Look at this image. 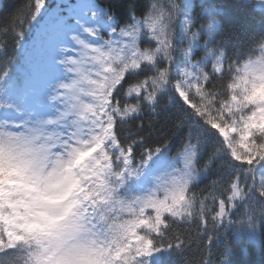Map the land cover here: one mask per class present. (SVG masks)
Listing matches in <instances>:
<instances>
[{
    "label": "trees",
    "instance_id": "1",
    "mask_svg": "<svg viewBox=\"0 0 264 264\" xmlns=\"http://www.w3.org/2000/svg\"><path fill=\"white\" fill-rule=\"evenodd\" d=\"M46 2L52 5V0ZM97 2L107 11L117 0ZM128 2L136 6L135 19L120 22L112 30L116 33L114 36L102 32L106 59L102 63L101 58L95 61L103 68L105 88L110 91L115 150L129 154L133 168L143 167L150 159V188L138 191L130 184L119 187L114 178L121 173L123 161L117 151H107L110 167L104 177V187L108 196L102 200L93 197L95 204L87 208L92 218L89 227L95 226L92 227L93 239L101 251L106 249L101 242L104 236L113 241L114 250L124 251L128 223L136 224L134 235L138 229L148 235L159 233L166 218L168 230L156 237V243L166 247L177 243L175 237L179 236L184 246L174 250L176 264H264V214L259 197L251 191V179L245 182L248 170L240 171L230 181L221 172V177H225L223 183H217L220 177L207 173L208 168L219 170V164L212 163L216 151L227 150L234 154L237 164L264 153V33L260 31L264 3L212 0L219 6L223 19L217 17L216 23L225 26V35L216 37L217 45H209L206 52L193 56L192 34H199L201 27L206 30L207 24L200 20L191 31H184L187 25L180 14L182 0ZM203 2L193 0L196 6L193 19ZM26 3L28 0H2L0 15L6 16L8 11ZM241 3L246 9L236 13L241 23H226L234 16V6ZM156 18L159 24L149 27ZM214 36L205 32L201 46ZM181 37L184 43H177ZM225 39L230 42L231 50L222 46ZM0 47L9 52L13 47L12 27L4 23H0ZM86 56L90 64L94 57ZM85 68L79 66L77 71L84 77L85 91L89 92L92 83ZM129 87L138 89L135 95L143 93L144 98L129 100ZM176 93L183 98L184 105L190 103L191 119L183 105L173 103ZM47 110L46 107L37 117L43 123L37 124L34 131H24L18 125L11 129L22 132L28 140L26 147L38 154L42 177L47 168L45 135L49 123L56 119L55 114H47ZM133 111L140 113L137 119H129ZM198 120L203 123L198 125ZM197 127L201 133L206 130L208 135L193 132L191 144L205 159L199 164L193 163L189 171L184 168L182 154L188 144L189 129ZM230 127L231 140L227 146L220 132ZM3 131L6 129L0 128V132ZM213 135L215 140H209ZM132 144L135 147H131ZM205 144L207 148L203 147ZM8 174L20 178L14 169L0 162V178ZM202 175L207 177L204 182H200ZM255 179L257 191L264 190V180L259 175ZM221 202H225L226 212L217 217L213 209ZM236 204L244 205L243 213L234 210ZM205 215L206 229L197 226V221ZM102 216L106 217L105 223L100 221ZM19 254L23 264L27 250ZM116 257L121 260L120 256ZM99 259L107 264L105 255ZM123 260L132 264L126 254Z\"/></svg>",
    "mask_w": 264,
    "mask_h": 264
},
{
    "label": "snow or ice",
    "instance_id": "2",
    "mask_svg": "<svg viewBox=\"0 0 264 264\" xmlns=\"http://www.w3.org/2000/svg\"><path fill=\"white\" fill-rule=\"evenodd\" d=\"M257 2L264 3V0ZM195 7L193 0H182L180 14L187 25L184 31H191L200 20L207 24L206 30L201 27L199 34H192L195 45L192 55L199 56L208 50L209 45H217L216 37L225 35V26L216 23L217 17H223L219 6L212 0H204L193 19ZM136 10V6L128 0H117L113 8L107 11L92 3L81 4L79 0L77 3L61 0L55 6L46 0H28L23 6L15 7L14 11H8V15H0V23L12 27L13 40L11 52L0 47V128L6 129L0 132V162L6 168L14 169L21 178L16 188L6 190L0 202V264H21L19 253L23 250H27L23 264H102L99 259L101 255L110 257L107 264H122V261L127 264L123 260L125 254L132 264H176L174 250L184 246L179 236L175 237L177 243H169L166 247L156 243V237L168 230L166 218L159 233L145 235L138 229L132 243L124 247V251L115 249V255L120 256L121 260L111 259V250L101 251L93 239L92 227L95 226L89 227L92 218L85 205L76 200L64 201L53 194L47 177H42L38 154L26 147L28 140L22 132L11 131L18 125L20 129L32 132L37 124L43 123L37 117L47 105L56 102L57 93L68 85L69 77L79 64L74 50L84 46L86 36L101 32L116 35L112 30L126 18L134 20ZM245 10L244 3L234 6V16L226 23L240 24L236 13ZM260 16V31L264 33V13ZM157 24L158 18L149 27H156ZM205 32L210 36L214 33L215 36L201 46ZM177 43H184L183 38ZM222 46L231 50L230 42L226 39ZM127 91L129 100L144 98L143 93L135 95L139 91L136 88L129 87ZM176 102L184 106L185 113L191 119L190 103L184 105L179 93L173 97V103ZM139 116L140 113L133 111L129 119ZM21 120L22 124L19 123ZM197 123L203 122L198 120ZM193 132L208 135L206 130L201 133L199 127L189 129L188 144L182 154L184 168L189 171L193 163L199 164L205 159L204 154H198L197 147L191 144ZM209 140L214 141L215 135L209 136ZM131 147H135V144ZM203 147L207 148L208 145ZM236 160L237 156L227 150L216 151L212 163L219 164V170L208 168V176L220 177L217 183H223L225 177H221V172L230 181L240 171L248 170L245 182L251 179V191L259 197L264 214V190L257 191L255 179L259 175L264 180V174H261L264 171V153L240 164ZM206 178L202 175L200 182ZM212 186L215 187V183ZM234 210L243 213L244 205L236 204ZM213 211L217 217H221L226 212V206L218 204ZM207 223L205 215L197 221V226L206 229ZM138 238L146 243L138 245ZM208 243L211 245V240Z\"/></svg>",
    "mask_w": 264,
    "mask_h": 264
},
{
    "label": "rangeland",
    "instance_id": "3",
    "mask_svg": "<svg viewBox=\"0 0 264 264\" xmlns=\"http://www.w3.org/2000/svg\"><path fill=\"white\" fill-rule=\"evenodd\" d=\"M0 0V4H1ZM61 0H52V6H55L57 3H60ZM71 3H77L78 0H70ZM79 3L81 4H95L98 8H101L99 4H97L94 0H79ZM84 41L87 44V53L94 54L96 51L101 52L104 49L105 42L101 38L100 33H95L89 36H86L84 38ZM80 51L81 48L79 49ZM81 53V52H80ZM80 53L78 50H74V54L79 58L80 61ZM80 64V63H79ZM78 64V65H79ZM94 65V63L92 64ZM77 68V67H76ZM92 66H90V69ZM77 69H74V74L69 77V83L68 86H70L76 79L77 76ZM100 67H97L94 65L93 69H91V76L93 77V81L95 83V86L92 88V91L89 95L85 96L86 94L82 92V96H85L82 98L81 101L87 102V109L83 112H87L88 117V128H83L82 118L81 114L79 113V110H75V113L68 115L67 117L61 116L62 118L57 120L56 127L53 129V147L51 151V155L48 158V167L46 172L47 180H49L50 185V191L57 196V194L60 191V188L63 187L62 191L63 197L64 194H69L66 199L68 200H75L77 202L85 203L87 202V197L85 194V187L86 186V178L91 176L92 174L96 173H86L85 166L90 163V160L88 159L90 157V154L93 152H98L100 149V144H108L111 140V131H110V122L106 118V106L105 103V95L103 94V91L101 89V78H100ZM79 84V90L82 87V84L78 82ZM78 90V92H79ZM75 98H72L70 102H73ZM53 109L57 113H61V103L58 102L53 106ZM232 131L231 128H225L221 132L223 139L226 142H229L230 132ZM76 144V145H75ZM86 145L84 150L87 152L88 157L84 160L83 164H80L82 176L80 175V172L78 171V167H76L77 171L74 170V168H71V162L74 156H77L78 153L74 152V150L79 145ZM97 157L104 158L101 156V153L97 154ZM75 159V158H74ZM103 166L107 165V160L104 158L102 160ZM92 166V165H90ZM93 167L95 165L93 164ZM124 175L127 176L129 181L134 183L135 187H138L141 185L143 179L137 178L138 173L132 172L129 173L128 169H125ZM123 175V177H124ZM20 179L15 178L13 175H5V177L2 179V182L0 184V202H2L4 194L7 189H14L17 187L18 182ZM80 180V181H79ZM95 186L97 188L100 187L99 183H96ZM84 187V188H83ZM82 189V192L80 191ZM99 191V190H98ZM83 193V195H82ZM82 196V197H81ZM78 197V198H75ZM62 198V192L61 196Z\"/></svg>",
    "mask_w": 264,
    "mask_h": 264
}]
</instances>
